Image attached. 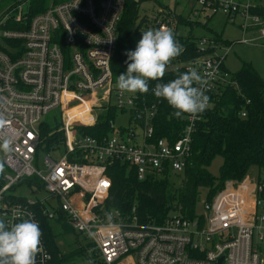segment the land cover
Here are the masks:
<instances>
[{
	"label": "built area",
	"instance_id": "built-area-1",
	"mask_svg": "<svg viewBox=\"0 0 264 264\" xmlns=\"http://www.w3.org/2000/svg\"><path fill=\"white\" fill-rule=\"evenodd\" d=\"M0 1L13 4L0 14V143L10 141L0 173V218L13 223L30 218L39 224L43 250L36 264H50L43 220L58 219L59 211L63 221L92 245L88 250L92 261L103 264H264V180L250 175L242 182L227 183L195 219L172 215L162 224L141 226L136 219L116 222L114 215L106 220L100 214L111 188L106 161L134 167L139 181L168 171L181 174L203 115L186 114L176 141H152L157 105L139 103V93L117 89L112 60L130 0H53L34 15L32 10L23 13L33 0ZM257 1L197 0L212 16L221 10L231 24L239 18L244 35L258 34L241 43L264 49V17L253 13ZM145 17L140 15V21ZM178 17L162 9L153 24L147 17L148 28L164 26L176 35L182 28ZM217 48L210 38H202L200 52L213 53L186 65L187 71L196 69L203 75L206 95L233 84ZM103 108L128 115L133 127L121 137L108 135L103 141L81 135L79 128L94 127ZM77 109L79 114L69 117ZM59 111L65 155L56 161L51 156L54 150L40 169L39 125L44 116ZM241 115L246 117L245 112ZM30 179L37 181L27 189L46 191L57 198V207L14 195Z\"/></svg>",
	"mask_w": 264,
	"mask_h": 264
},
{
	"label": "trees",
	"instance_id": "trees-1",
	"mask_svg": "<svg viewBox=\"0 0 264 264\" xmlns=\"http://www.w3.org/2000/svg\"><path fill=\"white\" fill-rule=\"evenodd\" d=\"M47 0H34L32 14L44 12ZM59 1V0H56ZM151 0L129 1L126 12L118 27L117 49L112 60V70L117 80L119 73L126 71V51L134 50L141 32L148 30V18L140 21V6ZM254 14L264 17V0L257 1ZM178 27L193 24L183 16L177 18ZM176 39L184 47L183 53L175 58L160 81H149V91L139 93V103L144 101L147 106L157 105V115L153 120L154 137L152 141L161 138L176 141L185 128V116H176L172 109L162 99L154 96L152 89L157 82H168L180 73L186 72V65L199 58L209 56L213 51L206 49L200 52L199 42L190 32L185 37ZM216 46H228L221 37L211 39ZM228 71L227 68H223ZM233 84L221 85L208 96L210 107L203 112L202 121L193 134L191 154L186 162V168L181 174L166 172L161 176H151L145 181H139L134 167L117 160L105 162L106 175L111 181L108 198L100 208V214L107 220L110 216L114 221L133 223L136 219L139 225L150 223L162 224L172 215L187 219L197 217V205L201 201L202 190L206 191L205 202L213 198L226 187L229 182H242L254 170L260 173L259 182L264 180V80L249 63H244L242 69L231 74ZM247 101L250 103L247 104ZM246 117H242V113ZM119 113L113 108H103L94 127H80L81 135H90L98 141L117 130L116 116ZM61 115L55 116L51 123L41 122L39 125L41 144L40 150L52 153L59 150L64 142ZM132 121L129 127H133ZM143 125V124H142ZM121 135L128 129L120 128ZM222 159L219 175L214 176L209 171L213 161ZM71 161L73 157H71ZM87 162L88 161H82ZM3 164H0L2 173ZM36 179L23 183L28 187ZM36 183V182H35ZM41 189V187H40ZM42 190V189H41ZM64 215L59 211V218L43 220V233L47 248L51 254L50 264H76L78 255H83L91 264H103L92 261L87 248L79 246L73 253L65 254L59 245V237L70 226L65 223Z\"/></svg>",
	"mask_w": 264,
	"mask_h": 264
},
{
	"label": "clouds",
	"instance_id": "clouds-1",
	"mask_svg": "<svg viewBox=\"0 0 264 264\" xmlns=\"http://www.w3.org/2000/svg\"><path fill=\"white\" fill-rule=\"evenodd\" d=\"M183 51V45L168 27L142 31L135 49L125 53L127 68L117 77V89L121 93H147L149 81H160L171 62ZM206 84L202 74L189 69L166 83L157 82L152 91L157 99L174 109L176 116L187 114L195 118L210 104L205 94ZM0 150L10 151V141L5 139L0 143ZM41 236L40 226L33 219L13 223L0 218V264H36V257L43 250Z\"/></svg>",
	"mask_w": 264,
	"mask_h": 264
},
{
	"label": "rangeland",
	"instance_id": "rangeland-1",
	"mask_svg": "<svg viewBox=\"0 0 264 264\" xmlns=\"http://www.w3.org/2000/svg\"><path fill=\"white\" fill-rule=\"evenodd\" d=\"M17 1V0H14ZM48 6H50L53 0L46 1ZM10 1H0V14L11 7ZM34 6V0L30 1L23 8V13L27 15ZM164 9L173 15L183 16L185 19L189 20L193 25L185 26L179 29L178 36L185 37L190 32L192 35L198 39L221 37L224 42L228 43V46H220L215 49L216 55L224 59V65L230 73H236L242 69L244 63H249L255 69L257 74L264 80V49L258 45H249L241 43L243 39L250 40L257 38L258 34L256 31L249 32L246 35L242 33L240 29V19H236L235 24L228 22L227 17L224 15L223 11L219 10L217 14L211 15V11L206 10L200 5L197 0H151L143 2L140 8V15L143 17L146 15L149 17L151 24L156 20H159L160 11ZM210 18V19H208ZM233 44L232 48L229 50V46ZM81 109L73 110L68 115L71 118L76 117ZM61 115V120L63 123V116L61 112L51 113L42 118V122L51 123L55 116ZM115 128L117 130L113 131L110 136L121 137L122 129L129 128V116L126 114H118L115 120ZM48 153L42 152L39 154L40 169L43 167L44 160ZM65 155V147L61 146L59 150L54 151L51 156L54 160L59 161ZM6 157V152L0 150V164L4 162ZM222 165V159L217 158L213 161L209 168L212 175L218 176L219 170ZM14 195L18 197H26L28 200H40L47 202L51 207H57L58 201L56 197H53L49 193L43 190L33 189L29 190L26 186L20 187ZM206 199V191L201 192V201L197 205V213L204 211ZM59 245L63 249V253H73L75 249H79V246L87 248L89 242L85 240L82 236H76L71 230L64 232L62 236L59 237ZM91 259L94 258L90 255ZM89 259L83 255H78L76 257V264H89Z\"/></svg>",
	"mask_w": 264,
	"mask_h": 264
},
{
	"label": "crops",
	"instance_id": "crops-1",
	"mask_svg": "<svg viewBox=\"0 0 264 264\" xmlns=\"http://www.w3.org/2000/svg\"><path fill=\"white\" fill-rule=\"evenodd\" d=\"M250 176L253 177L254 179L261 178L260 173L257 170H254Z\"/></svg>",
	"mask_w": 264,
	"mask_h": 264
},
{
	"label": "water",
	"instance_id": "water-1",
	"mask_svg": "<svg viewBox=\"0 0 264 264\" xmlns=\"http://www.w3.org/2000/svg\"><path fill=\"white\" fill-rule=\"evenodd\" d=\"M221 261H222V260H221ZM221 261H220V262H221Z\"/></svg>",
	"mask_w": 264,
	"mask_h": 264
},
{
	"label": "bare ground",
	"instance_id": "bare-ground-1",
	"mask_svg": "<svg viewBox=\"0 0 264 264\" xmlns=\"http://www.w3.org/2000/svg\"><path fill=\"white\" fill-rule=\"evenodd\" d=\"M220 48V47H219Z\"/></svg>",
	"mask_w": 264,
	"mask_h": 264
}]
</instances>
